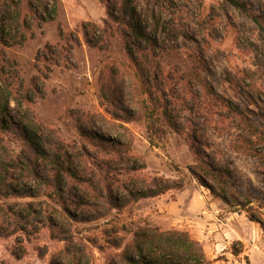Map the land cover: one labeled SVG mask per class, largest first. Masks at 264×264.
<instances>
[{"label": "rangeland", "instance_id": "1", "mask_svg": "<svg viewBox=\"0 0 264 264\" xmlns=\"http://www.w3.org/2000/svg\"><path fill=\"white\" fill-rule=\"evenodd\" d=\"M240 1L246 10L227 0H130L122 12L114 0L110 9L106 0H0V107L6 101L10 126L15 129L23 119L37 117L45 124L33 130L41 151L51 153L61 141L74 160L72 168L81 172L83 158L108 157L118 147L94 143L82 134L77 117L90 120L92 131L129 148L130 165H145L132 175L182 177V189L134 200L124 215L147 218L164 229L188 230L215 264H264V228L200 184L189 170L194 154L199 151L215 166L228 165L230 185L248 194L251 212L264 219V146H255L261 158L231 150L230 143L242 133L239 120L200 81L182 74L199 62L216 93L264 126V33L259 26L264 24V0ZM132 10L162 49L151 51L143 43L150 56L147 64L138 58L137 45L132 50L136 60L123 47L124 38H134L119 21ZM95 25H109V30L89 33L87 42L83 29ZM47 44L60 45L52 46L53 62L46 64L38 56ZM30 81L34 89L26 93ZM166 108L178 126L198 134L196 150L189 135L163 122L160 115ZM12 131L2 134L5 156L14 157L11 169L23 171L18 181L25 189L0 190V204L40 201L60 207L50 180L23 168L29 149ZM41 161L36 170L45 165ZM0 224V264H49L62 246L47 228L37 225L28 234L3 216ZM92 225L75 223L84 237L92 235ZM94 252L93 264H104Z\"/></svg>", "mask_w": 264, "mask_h": 264}, {"label": "trees", "instance_id": "2", "mask_svg": "<svg viewBox=\"0 0 264 264\" xmlns=\"http://www.w3.org/2000/svg\"><path fill=\"white\" fill-rule=\"evenodd\" d=\"M114 1L122 12H127L130 0ZM227 1L240 10H246V6L240 0ZM106 6L108 9L111 8L110 0H106ZM130 13V16L125 15L123 21L119 23L131 33L134 42L124 38L123 47L136 60L137 57L132 50L137 45L136 50L141 56L138 58L142 63L147 64L150 56L149 52L141 48L143 43L151 51L162 52V49L157 39L154 36L151 37L141 27L134 11ZM259 26L264 33V24L259 23ZM106 30H109V25L103 29L95 25L91 30L84 28L83 32L87 42H90L89 33L96 34L102 31L104 33ZM55 45L60 44L44 46L38 58L46 64L52 63L50 54H52V46ZM186 69L182 74L183 77L186 74L200 81L206 93L211 98L217 99L239 120L242 133L230 143L231 150L261 158L262 155L255 146L257 144L264 146V126H259L240 108L216 93L203 77L202 71L205 69L199 62L193 63ZM33 87V82H28L25 92L28 93L31 88L34 89ZM7 109L5 101L0 107V190L13 193L18 188L25 189V186L18 181L23 171L16 173L18 171L11 169L9 160H14V157L8 159L5 156L7 147L3 135L8 132V129L15 130L29 149V154L24 156L25 167L23 168L27 171L31 168L34 176H43L50 180L60 207H51L40 201L14 204L15 206L1 203L0 216L13 221L28 234L37 225L47 228L52 239L62 242V246L51 254L49 264H93L95 250L102 255L104 264H215V260L207 254L202 243L188 230L175 227L164 229L147 218H135L131 213L127 217L124 215V208L134 200L154 197L172 189H182L184 186L182 177L132 175V171L140 170L145 165H130L132 155L128 152V147L122 145L120 140L100 136V133L88 128L87 124L92 123L90 120L85 121L79 117L77 122L81 133L90 135L93 138L92 142L103 145L110 143L118 147L117 152L108 157L95 155L90 158V161L83 158L84 164L81 163V167L84 170L78 172L74 170L78 167L72 168L74 160L68 152L67 145H62L61 141L58 140L56 144L59 147H53L51 153L41 151L37 143L39 139L33 132L34 127L45 126L41 120L37 117L31 120L27 116L28 118L23 119L14 129L10 126L8 119L10 115ZM160 117L177 133L189 135L191 149H197L198 134L193 129L186 132L184 128L178 126L167 108L163 109ZM194 156L195 161L190 165L189 170L200 184L207 187L213 197L221 199L234 211H246L251 220L257 221L264 228V219L255 217L251 212L252 198L230 185L229 180L232 175L230 167L228 165L219 167L208 163L199 151L195 152ZM38 159L45 164L40 171L36 170ZM38 166L41 164L38 163ZM70 179L74 182L69 183ZM261 182L264 185V171H262ZM80 222L93 224L90 227L93 231L92 235L87 237L81 235L80 229L75 227V223ZM1 228L2 224H0V231H2ZM18 253V249L13 250L16 257H19Z\"/></svg>", "mask_w": 264, "mask_h": 264}]
</instances>
